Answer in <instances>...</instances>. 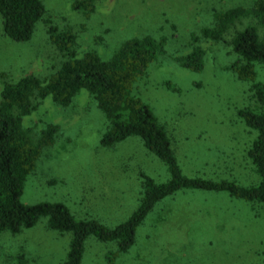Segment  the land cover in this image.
<instances>
[{
  "label": "rangeland",
  "instance_id": "obj_1",
  "mask_svg": "<svg viewBox=\"0 0 264 264\" xmlns=\"http://www.w3.org/2000/svg\"><path fill=\"white\" fill-rule=\"evenodd\" d=\"M42 1L43 18L74 30L78 52L93 48L105 59L129 36H163L162 51L149 63L147 74L134 82L132 92L165 126L182 172L243 184L258 181L245 156L254 131L236 113L248 103V84L225 68L234 54L223 42L201 39L202 69L189 70L174 59L188 50L190 31L209 23L211 9L251 0H100L88 18L71 9L70 0ZM248 23L255 22L251 17L235 22L224 37ZM45 29L40 18L28 40L15 41L0 27V71L9 79L26 73L43 76L61 58ZM255 71L264 81V63H255ZM50 122L58 130L25 180L20 195L25 203L59 200L76 217L114 225L137 204L139 172L158 181L168 176L165 165L136 135L110 147L99 144L104 114L83 89L66 106L45 96L22 116L23 126L34 136ZM69 237V232L48 228L40 217L15 234H0V264H12L17 251L27 257L25 264H57ZM115 249L114 241L90 235L80 264H262L264 206L224 191L178 189L154 204L126 251L113 255Z\"/></svg>",
  "mask_w": 264,
  "mask_h": 264
},
{
  "label": "trees",
  "instance_id": "obj_2",
  "mask_svg": "<svg viewBox=\"0 0 264 264\" xmlns=\"http://www.w3.org/2000/svg\"><path fill=\"white\" fill-rule=\"evenodd\" d=\"M99 1L70 0L69 5L88 18ZM44 14L42 0H0L3 35L15 41L28 40L34 23L41 18L46 22L48 40L61 55L51 71L43 76L26 73L12 80L7 72L0 71V234H15L45 217L48 228L70 234L64 258L57 264H80L86 237L92 235L97 240L114 241L113 255L126 251L134 242L136 226L154 204L178 189L224 191L229 196L264 206V81L256 78L255 71V63H264V0L211 9L209 23L190 31L188 50L174 58L179 66L189 70L202 69L201 39L223 42L234 54L225 68L236 79L246 81L249 92L248 103L236 113L243 124L254 131L245 156L258 181L247 184L232 178L213 179L183 173L165 126L148 103L132 92L134 82L147 74L149 63L162 51L163 36L155 37L151 33L129 36L104 59L93 48L78 52L74 30L70 26L58 27L43 18ZM245 17L253 18L255 23L235 29L226 39L224 34L229 28ZM81 89L104 114L100 145L110 147L129 135H136L165 165L168 173L167 178L158 181L139 172L137 204L125 219L114 225L93 217H76L59 200L25 203L20 199L25 180L33 172L42 148L54 142L58 130L57 124L50 122L34 136L23 126L22 116L30 113L45 96L57 105L66 106ZM11 258L12 264L27 262L21 251Z\"/></svg>",
  "mask_w": 264,
  "mask_h": 264
}]
</instances>
